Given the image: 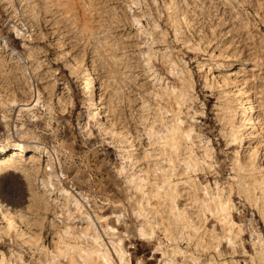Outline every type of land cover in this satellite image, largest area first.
Listing matches in <instances>:
<instances>
[{
  "label": "rangeland",
  "instance_id": "1",
  "mask_svg": "<svg viewBox=\"0 0 264 264\" xmlns=\"http://www.w3.org/2000/svg\"><path fill=\"white\" fill-rule=\"evenodd\" d=\"M0 264H264V0H0Z\"/></svg>",
  "mask_w": 264,
  "mask_h": 264
},
{
  "label": "bare ground",
  "instance_id": "2",
  "mask_svg": "<svg viewBox=\"0 0 264 264\" xmlns=\"http://www.w3.org/2000/svg\"><path fill=\"white\" fill-rule=\"evenodd\" d=\"M87 74L89 75V70L87 71ZM89 84H90L89 92H90L91 102L97 105V107H98L97 114H98V116L102 117L103 116V106L99 103L98 95L94 89V83H92V81H90ZM21 149L22 148H18V149L13 150L11 152L12 153L11 157H16V156L21 155ZM38 150H40V149H38Z\"/></svg>",
  "mask_w": 264,
  "mask_h": 264
}]
</instances>
